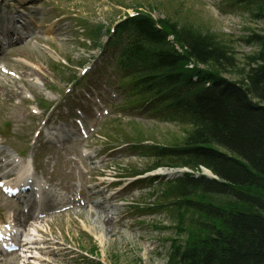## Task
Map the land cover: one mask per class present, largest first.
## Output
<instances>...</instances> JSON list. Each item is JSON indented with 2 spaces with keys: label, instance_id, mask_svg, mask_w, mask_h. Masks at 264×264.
I'll list each match as a JSON object with an SVG mask.
<instances>
[{
  "label": "rangeland",
  "instance_id": "obj_1",
  "mask_svg": "<svg viewBox=\"0 0 264 264\" xmlns=\"http://www.w3.org/2000/svg\"><path fill=\"white\" fill-rule=\"evenodd\" d=\"M237 3V0H1L0 4L4 7L6 4L9 6L12 4L17 8L23 5L30 6L26 8L27 13L34 25L39 27V32L36 31L29 41L14 47L15 51L11 53H5L0 61V67L8 69L7 75L0 73V83L14 90L13 94L7 95L0 92V126L7 135L6 140H2L3 146L14 152H21L24 159L31 160L39 168L53 165V169H57L66 181L62 187L69 183L68 173L70 171L76 173L80 164L88 170L101 169L106 175L104 179L106 183L116 182L115 177L119 174L129 172L131 169L141 170L151 164L152 161L145 160L138 153L123 151L115 156L111 155L113 163L110 162L103 168L104 162L101 160L105 155H101L99 150L104 149L101 145L107 142L116 143V140L124 135L130 138L150 135L155 142L174 143L176 140L173 139L184 135L185 125L122 114L124 108L119 100L121 95L116 90L117 98L107 99L108 104H116L109 110L111 113L107 118L100 111L93 116V120H90L88 117L90 108L88 111L84 108L86 111L84 124L104 121L100 129L98 128L99 136L92 135L86 142L88 147L92 146V150L98 154L90 160L95 164L89 166L79 157L78 147H75L74 152L70 150V143L54 141V144L46 147H39L36 142L32 143L34 133L41 127L47 134L52 131L63 133L62 130L66 128L68 131H71L70 127L73 128L72 120H69L71 112L64 118H57L56 111L43 114L37 107L46 111L52 106L54 110L67 106L66 99L77 97L73 88L68 93H65V89L70 85L69 79L72 74L81 77L76 70L79 62L92 67L85 76L92 74L78 84H91L95 81L94 85L100 84L103 88V80L112 72L107 67L110 58L105 57L104 53L99 54L96 45L104 44L107 32H102L98 44H95V40L89 39V30H95L98 25H103L107 30L111 29L113 24L121 21L125 15L132 14L138 4L142 6L141 10L150 13L155 19L169 17L181 23H193L202 30L221 37L232 47L238 60L247 57L257 48L254 42H246L247 38L254 31L262 33L264 21L254 16L256 11L254 7L247 8ZM19 56H23V62H19ZM198 69L203 67L199 66ZM17 75L20 76L18 80L13 78L18 77ZM109 80L113 79L109 77ZM116 82L115 77L114 83ZM113 85L116 89V85ZM103 91L109 96L105 88ZM76 103L79 105V101ZM36 112L38 115H35ZM47 115H50L49 121L42 124L41 121ZM95 123H91L90 126ZM102 135L105 136L104 139L100 138ZM60 145L64 148L62 149ZM32 146L33 152H30ZM46 155H49L47 162ZM120 189L121 187L115 190L102 189L101 196L95 195L97 189L87 193L90 198L97 201ZM162 190L163 187H157L154 191L159 195ZM131 193L126 196L130 202L146 199L147 191L136 190ZM1 198L0 196V211L3 212L11 207ZM156 199L157 197L151 199L150 203ZM94 201L89 207L75 211L76 214L51 219L45 223L49 227L44 223L41 225L46 231L44 239L49 243L47 245L51 264H81L77 256L84 255L104 264H166L168 240L184 237V234H180L179 237L181 217L178 218L173 211L163 210L156 216L142 218L141 222L139 221L141 218L132 215L124 207L123 198L107 201L105 205L108 207L107 211L95 207ZM101 211L112 216V220L126 215L120 223L110 220V224L103 231L102 240L97 235L102 230L97 221V213ZM183 218L187 219L186 212ZM184 220L182 222L186 224ZM87 227H91V230ZM93 245L97 248V255L91 256L86 251ZM71 257H75L74 261H71ZM4 263H16L15 258L9 257Z\"/></svg>",
  "mask_w": 264,
  "mask_h": 264
},
{
  "label": "trees",
  "instance_id": "obj_2",
  "mask_svg": "<svg viewBox=\"0 0 264 264\" xmlns=\"http://www.w3.org/2000/svg\"><path fill=\"white\" fill-rule=\"evenodd\" d=\"M238 2L264 21V0ZM141 8L116 28L118 62L150 107L186 126L163 142L169 148L151 149V168L202 167L215 177L183 175L149 194L181 217L184 237L169 240L166 264H264V29L247 38L256 51L238 60L221 37L169 17L154 22Z\"/></svg>",
  "mask_w": 264,
  "mask_h": 264
},
{
  "label": "bare ground",
  "instance_id": "obj_3",
  "mask_svg": "<svg viewBox=\"0 0 264 264\" xmlns=\"http://www.w3.org/2000/svg\"><path fill=\"white\" fill-rule=\"evenodd\" d=\"M8 12H9V10H8ZM8 15H10V16H13V17H15L16 19H24L20 14H18V13H14V11H11V12H9L8 13ZM20 21H22L23 23H25V21L24 20H20ZM6 32H5V36L6 35H8V34H12L13 32H15V24H13V23H7L6 24ZM13 51H15V50H13ZM20 58L22 57L23 58V56H19ZM31 72V71H30ZM0 92H2L3 93V95H7V94H13L14 93V90H12L11 88H10V86H6V85H4L3 83H0ZM207 173V172H206ZM208 174V173H207ZM206 174V175H207ZM209 175V174H208ZM97 205H98V207H101V209L103 208L104 210H106V208L107 207H104L103 206V204L102 203H100V202H98L97 203ZM98 209H100V208H98ZM104 211H101V213H97V221L99 222V227L102 229L101 230V232H98L97 233V235H98V238H102V236H103V231L105 230V228L106 227H108V225L110 224V220L111 221H113L112 219L113 218H111V216H109V214L108 213H106L105 212V214L103 213ZM102 214V215H101ZM104 225V226H103ZM87 228H89L90 230H91V227H87ZM102 240V239H101Z\"/></svg>",
  "mask_w": 264,
  "mask_h": 264
}]
</instances>
